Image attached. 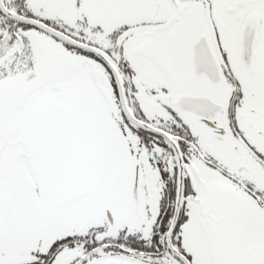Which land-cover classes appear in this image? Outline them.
<instances>
[{"label": "snow or ice", "instance_id": "obj_1", "mask_svg": "<svg viewBox=\"0 0 264 264\" xmlns=\"http://www.w3.org/2000/svg\"><path fill=\"white\" fill-rule=\"evenodd\" d=\"M0 264H264V0H0Z\"/></svg>", "mask_w": 264, "mask_h": 264}]
</instances>
